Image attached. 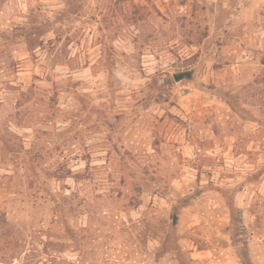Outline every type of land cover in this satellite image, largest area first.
Returning a JSON list of instances; mask_svg holds the SVG:
<instances>
[{"label":"rangeland","instance_id":"374dc122","mask_svg":"<svg viewBox=\"0 0 264 264\" xmlns=\"http://www.w3.org/2000/svg\"><path fill=\"white\" fill-rule=\"evenodd\" d=\"M9 122L0 264H264V0H0Z\"/></svg>","mask_w":264,"mask_h":264},{"label":"trees","instance_id":"16d2710c","mask_svg":"<svg viewBox=\"0 0 264 264\" xmlns=\"http://www.w3.org/2000/svg\"><path fill=\"white\" fill-rule=\"evenodd\" d=\"M8 89H11L13 87V85H8ZM20 96L23 98H27L28 94H29V89L25 92V91H20ZM27 100L24 99V102H26ZM24 108V103H22V100L19 99L16 103V107H15V111L13 116L11 117L12 122H9V124H3L0 126V139L8 136L9 138L7 139L6 143H4V147H5V151L9 152V153H14L15 149H17V142H12V139H19V136H17L9 127L10 123H12L15 126H22V119L23 117L20 116L21 115V109ZM46 118V117H44ZM35 139H38L39 144H31L30 148L25 149L23 147L22 144H20V147L22 148L24 153H33L31 158L34 159L35 161H43L44 159H47L50 155H52L53 153L48 151L49 150V142H47L45 139H40L41 137H39V135H34ZM37 147V148H36ZM78 157L79 159H81L82 161H84V169L82 171H73L70 168L64 169L63 166L58 165L54 170H53V174H56V176H59V178L61 179H66V178H72L74 180L75 183H80L81 181H84L86 179H92L94 172H93V166L92 165V153L90 151H83L82 153H75L74 155H72V157H68L67 158V162L69 160H72L75 157ZM79 189H75L74 191H70L69 188V193H63L65 198H72V197H76L78 195ZM60 206V205H57ZM61 209V208H60Z\"/></svg>","mask_w":264,"mask_h":264}]
</instances>
